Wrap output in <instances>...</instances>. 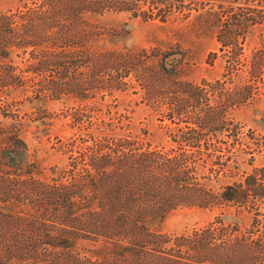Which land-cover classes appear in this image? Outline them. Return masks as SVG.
<instances>
[{"label": "trees", "instance_id": "1", "mask_svg": "<svg viewBox=\"0 0 264 264\" xmlns=\"http://www.w3.org/2000/svg\"><path fill=\"white\" fill-rule=\"evenodd\" d=\"M120 1L113 0V6L119 7ZM107 2L76 0V14L102 16L113 7ZM212 16L197 18L203 26ZM162 19L166 23L167 17ZM211 27L217 30L219 51H243L250 31L246 22L232 17L231 24L215 22ZM42 29L46 30L30 24L23 33ZM20 31L9 32L5 21L0 37L7 40L0 47L7 51L16 45L12 38ZM86 38L91 43L92 32ZM67 41L61 45L66 47ZM164 48L149 56L145 51L122 50L104 55L99 44L91 50L107 60L98 69L136 75L149 107L161 116L159 129L167 131L176 150L154 147L147 129L141 142L136 136L118 138L116 127L106 125L92 136L97 141L93 152L76 161L72 172L42 181L29 161L22 123H3L0 264H264V167L248 171L254 158L243 160L232 142L207 139L223 135L234 112L260 103L264 55L227 59L220 64V78L195 82L183 79L191 63L178 54H164ZM217 58L211 52L208 64L215 67ZM82 61L73 62V67L85 69ZM70 62L47 58L42 66L60 71L69 69ZM65 85L49 82L48 89L56 94ZM85 87L80 81L79 90L86 91ZM194 208L220 213L212 223L189 232L163 231L176 211ZM244 220L247 224L242 226Z\"/></svg>", "mask_w": 264, "mask_h": 264}, {"label": "rangeland", "instance_id": "2", "mask_svg": "<svg viewBox=\"0 0 264 264\" xmlns=\"http://www.w3.org/2000/svg\"><path fill=\"white\" fill-rule=\"evenodd\" d=\"M54 1L0 0V25L5 26L6 21L9 32L21 30L12 38L16 45L6 47L7 51L0 47V127L3 123H22L29 161L38 168L42 181L72 172L76 161L93 152L97 141L92 136L97 137L106 125L116 127L118 138L136 136L141 142L147 129L154 147L160 146L162 152L176 150L167 131L159 129L161 116L149 107L136 75L128 70L97 68L107 60L96 49L91 50L96 44L105 48L104 55L122 50L145 51L149 56L156 54L158 47H166L164 54H178L191 63L183 79L195 82L220 78V64L227 59L245 61L256 53L264 55V0H122L119 7L108 0L107 5L113 7L102 11V16L76 14V0ZM205 13H212L213 18L202 26L197 16ZM232 17L246 22L250 31L243 51L221 52L217 30L208 29L209 24H231ZM30 24L46 30L23 33ZM91 32L93 40L89 43L86 36ZM5 40L6 36L0 37V42ZM62 40H68L66 47ZM117 40L121 43L115 45ZM211 52L218 54L215 67L208 64ZM61 57L71 61L69 69L42 66L47 58ZM80 60L85 69L73 67V62ZM80 81L85 82L86 91L79 90ZM49 82L66 85L52 94ZM258 102L234 112L223 135H207V139L234 143V152L241 150L245 161L254 158L248 171L264 167V95ZM219 213L181 209L167 219L163 231L172 235L189 232L212 223ZM240 223L245 226L247 220Z\"/></svg>", "mask_w": 264, "mask_h": 264}]
</instances>
